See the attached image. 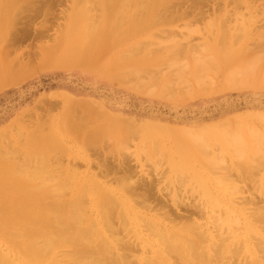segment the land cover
<instances>
[{
  "label": "rangeland",
  "instance_id": "1",
  "mask_svg": "<svg viewBox=\"0 0 264 264\" xmlns=\"http://www.w3.org/2000/svg\"><path fill=\"white\" fill-rule=\"evenodd\" d=\"M87 1L86 0H81V1L36 0L35 5H37L39 7V11L42 12H39V15H37L38 17L37 16L32 17V14L29 13L22 15L19 18L20 21L18 23V26L16 27V32L18 34L17 33L11 34L14 35L12 36V38L18 37L19 39L14 38L12 41H10L8 45L6 43H2L4 47L6 45L8 49L9 48L10 50L13 49L12 52L9 51L7 48H5L8 50V54L10 53L8 56H11L7 58L8 59L13 58L15 60L14 70L17 72L20 71V73L23 72V74L21 76H18L17 78L19 79L17 80L18 82L15 81L10 86L0 89V139H2L0 140V162L2 163L1 158H3V160L5 159L7 162L14 159L15 163L13 165L17 163L15 165L17 167V165L19 164L17 168L18 170L22 168H26L27 173L25 172L26 176L25 174L21 175L22 177L24 176L22 180H25L26 182H29L30 180L31 182V179L34 177L32 179L31 184L33 183L32 184L33 186L39 185V187L38 186L33 187L32 185L31 187H33L36 191L40 188L41 191L46 189V186L44 185L46 184L47 174L44 177L42 175L41 176L42 178H39V180H37L33 173V171L39 168V165L41 163L39 161L41 160L40 158L42 157H39L38 155L35 157V155L32 154L34 157V159H32V157L29 156L28 152L31 151L30 149L32 148L33 145L37 144L40 147V143H42L41 141H43V138L48 136V134L42 136L43 133L46 134L50 132V134L53 136L51 137V135L49 134L50 135L49 137L53 139L46 140L45 138L44 139L45 141H43L42 143L43 145H47L48 142L50 143V140L51 143L52 141H54V139L55 140L58 139L57 141H59L61 138L60 136L65 134L67 127L72 126L71 124L73 123V121L78 120V118L82 116V115L80 116V114L84 109L80 105H85V104L91 105V108H93V110L97 113L108 112L109 115L113 116L114 118L119 119L120 121L122 120L123 122L127 120V122L125 121L126 123L129 124L134 123L133 125L139 128L140 130L139 137L130 135L131 131H127V130H124L125 132L119 131L120 132L119 139L118 137L114 136L112 137L114 140L112 139L111 141L110 137H105V139L106 138L107 139L106 141L105 139L103 141V143L106 142L104 144L105 147L103 148L105 151L104 153L110 156L111 158L110 160H114L115 157V160L123 161L126 158V160H128L130 164L133 165L135 168L139 167L137 169V174L139 176V179L145 177L143 178V180L146 182V184L153 186V193L155 195L158 194L156 197L158 198L159 202L162 203V206H165L167 208L166 210L159 209L158 206L156 205L157 202H155L154 205L151 204L155 209L154 210L155 213H153V211H148V210L147 212L144 209L142 210L141 207H139L141 209L140 211V209L137 207V210L139 209L138 211L140 212L141 218L138 219L135 217H131L130 219L127 220L128 221L127 225L129 224L133 225L134 227V228L132 227L133 230L134 229L137 230V231L136 230L133 231L134 233L132 232L130 233V236L133 237L131 238L130 244L133 243L132 245H134V249L136 252V253L134 252V254L131 255V257L133 256V259L132 258L129 259V261H131L130 264H134V263L146 264L147 262H150L147 264H157V263L175 264L174 262H177V259L180 260H178L176 264H183V263L193 264L194 263L192 262L194 261L193 258L192 259L189 258L195 257L197 255H194L193 252L190 253L188 251V244L185 243V241L186 239L190 242L192 241L190 245L193 244V242L196 243L199 240L198 236L201 233L203 235L204 231H206V233H204L203 236L204 238L201 237L200 239L201 243L200 241H198L201 247L199 245L200 248L197 251L199 250L200 251L199 252L196 251V254H198V256L199 254L203 253L202 256L204 257L203 258L200 257V258L202 259V261L203 260L204 261L200 262L201 259L195 257L196 259L195 258L194 259L196 261L199 260L197 261L198 263L207 264L206 262H208V264H210V262H212L211 264H215L217 263L216 260L218 259L220 262V263L218 262L219 264H226V261L232 257L230 259L231 260L230 262L227 261L228 264H235L234 261L236 262V264H247V263L251 264V262L252 264H264V262L262 261L264 260V255H262V253L260 252V251H264V246H262L264 244V236H262L264 235L263 234L264 232H262L264 231V229H262L264 228L263 226L264 224L261 223V221L264 220L262 219L264 215L263 212L264 210L263 209L264 208V193H263L264 192V143H263L264 141V46H263L264 29H262V27L264 26V12H263L264 4L262 5V3H259L256 4L257 7L251 6L250 8L247 6L239 7L238 11L241 12L240 13L238 11L237 12L241 16L237 17V19L234 20L233 26L231 25L229 27L230 28V30H228L229 33L225 32L227 33L226 35H224L225 37H221V34L222 32H224V30L220 29V24L218 21L221 17L222 18L220 20H222L225 15V13H223L222 10L220 11L217 10L215 11L216 13L213 11H209L207 13L209 14V18L207 20L205 19L201 23L198 22L197 24L196 23L190 24L189 23L190 18H188L189 16L186 15L185 7L183 8L181 7L182 5L181 3L183 2V0H179V1L175 0V2L174 0H169V2L167 0L166 3L169 6L168 9H171L169 10L170 12L165 11L167 12L168 19L167 20L161 19L164 22L163 21L158 22L156 20L157 19L156 17H154L153 19L150 16L151 13L152 14L154 13L153 8L155 7V2H157V0L142 1V3L144 2L145 4L147 2H150L148 3L149 5L151 4V7L150 6H149L150 8L148 7L150 11H148V9L144 6V3L142 4L140 2L141 0L139 1L130 0L131 2H134L133 4L134 9L130 7V4L132 5V3L129 0H126L128 1V3L130 2V4H127L125 2L124 3L125 10L122 9L121 11L122 12L121 17L123 19H125L126 17V19L123 20L118 15V18H120L121 21H119V19L117 18L118 21L117 19L116 21L118 23L115 22L114 24L116 26L114 25L111 26L110 21H108L107 15H105L107 8H104L106 7V4L108 2H111V0L108 1L91 0L92 2L90 0ZM84 2H86L85 5ZM81 4L85 6V10L83 9V6ZM137 4L141 6V8L137 7ZM172 4H176V5H172ZM127 5L129 7L127 8L126 11ZM177 5L179 6L177 7ZM88 6L91 7L89 8ZM146 6L148 5L146 4ZM165 6L166 5H162V7L159 10L162 11L165 8ZM260 6L261 7L263 6L262 7L263 10H260L262 9ZM174 7L175 9H173ZM87 8L88 10L90 9L91 12L88 10L86 11ZM96 8L98 10V13L94 12L97 11ZM252 8H254V10ZM140 9H143V11ZM245 9L247 12H245ZM145 10L148 13H143L145 12ZM172 10L175 11L174 16L172 15L173 14ZM243 10L244 12H242ZM43 11L44 14H41L43 13ZM124 11L125 13H123ZM257 11H259L260 13H258ZM81 12L83 14H81ZM165 12L162 13L160 12V13L163 14ZM184 12H185V16L183 15ZM92 14L93 16L95 15V17L96 15L98 16L96 18L95 17L93 18ZM144 14L146 17H144ZM254 14L255 15L257 14L256 16H259L260 18L259 17L256 18ZM0 17H2V15H0ZM84 17L86 18L84 19ZM105 17L107 19L104 20ZM186 17L188 18V20ZM254 17L258 22L255 20L256 22L254 21L255 23H253ZM244 19L247 21H245ZM155 20L157 22H154ZM96 21L97 22L99 21V24H97ZM140 21L143 22L141 23ZM119 23H121V25ZM174 23L176 24L174 25ZM2 24L3 23H1L0 21V38H2L4 33L6 31L8 32L9 30L6 29V31L4 32L5 27H3ZM156 24H158L157 25L158 28ZM188 24H190V26ZM200 24L202 25L200 26ZM181 27L187 28L188 31L187 29L182 30ZM232 27H233V31H232ZM258 27L261 30H259ZM97 28H98V32H97ZM113 28L114 30H112V32L113 31L114 32L112 34L111 29ZM118 31L119 33H117ZM174 31L177 33L175 34ZM37 32L42 36L40 37V39L39 38L36 39L35 37L38 34ZM116 34L119 37H117ZM125 34L126 37L124 38ZM169 34L170 35L173 34L171 36L173 39H171ZM217 34L219 38L220 37L223 38L222 41H220L221 39L218 41L219 38L217 37ZM93 35H95V39L93 38ZM21 38L22 40H20ZM238 38L239 40H237ZM121 39L122 41H120ZM170 39L172 40V42ZM175 39L178 41H176ZM234 39L236 40L237 43H235ZM188 40L189 42H187ZM166 41L168 42L167 44ZM2 44L0 42V49L2 48L1 47ZM187 44L190 46H188ZM189 49L190 50L192 49L191 50L192 53L191 51H189ZM87 55H90L89 58L87 57ZM209 58H211L212 60ZM95 59H97V62L95 61ZM204 63L206 64L204 65ZM73 105H75L74 108ZM69 108L72 110V112L69 110ZM100 108L102 109L100 110ZM66 116H68L67 119ZM72 117H74L76 120L74 118L72 120ZM128 120L130 121L128 122ZM67 122L68 123L70 122L71 124L70 123L65 124ZM51 131H54V133L52 134ZM33 132L34 134H31ZM122 132H124L123 134L126 135L124 136ZM55 133L59 135V137ZM217 134L219 138L217 137ZM126 137L127 139H131V140L127 141ZM221 138H223L225 141H223V139ZM238 140L240 142H238ZM109 141L111 142L109 143ZM113 141L114 144L112 143ZM107 144L108 147L110 145L111 149H113L115 146V148L113 149L114 153L111 152L113 150L107 148ZM188 147L191 149H189ZM61 150L62 148H60V150L59 149L56 150V154L57 156L59 154V158H61V154H62L60 152ZM243 151L245 152V154ZM184 152L185 154H183ZM163 154L165 157L163 156ZM116 156L119 159L118 158L116 159ZM198 157L200 160L198 159ZM207 157L208 158L210 157L212 161L210 160V158L207 159ZM64 158L65 161L67 157ZM203 159L206 161L204 162ZM250 159H252V161ZM207 160L208 161L210 160L213 164H210L211 162H208ZM136 161L140 163V166L136 165L135 163ZM241 162L243 165L241 164ZM10 163H12V161ZM29 164L30 166H28ZM206 164H210L208 165L209 167L212 165L213 168L212 167L207 168ZM200 165L202 167L206 166L205 168H207L208 170H212L213 172L204 170L205 168H202ZM249 165L250 167L251 166L252 167L249 168ZM20 166L22 167L20 168ZM33 166L35 168H32ZM237 166L239 167L237 168ZM255 166H257V168H255ZM27 168L30 169L28 170ZM199 168L200 170H198ZM79 170L80 172H83L84 167H80ZM225 170L226 171L228 170L227 171L228 173L230 170L229 174L233 175V180H235V183L231 184L229 180H227L224 176H220L224 173H226L227 175V172ZM205 171L207 173H205ZM216 171L218 172V174L220 173L221 174L216 176ZM60 173H64V171H61ZM161 175L163 176V178H161ZM193 175H195L196 177ZM244 177H245V181H243ZM34 179H36L37 181L36 180L34 181ZM151 181L154 182L151 183ZM216 181L218 185H215ZM167 183L168 185L169 184L170 185L168 186ZM179 184H181V186ZM154 185L158 187H154ZM40 190L38 191L41 192ZM177 190H179L180 192ZM238 190L241 192L240 194L237 193ZM233 192L236 194L234 195ZM21 194L19 195V197L22 198V196H24L25 194L22 195ZM177 195H180L179 197L185 201L184 202L185 206L189 207V209L192 211L183 209V212H181L178 210L177 207L173 205L172 201L179 198ZM240 198H242V202H244V204L250 202L249 200L251 201L253 200L254 203L251 204L250 202L244 206ZM12 199H15V197ZM20 199L9 201L12 203L9 205H13L14 207L23 206V205L25 206L27 201L22 200L21 202H19ZM40 199L39 200L37 199L36 200L37 202L31 199L30 202L33 201L38 205L44 204L42 205L44 207L50 202L47 201L46 199H44L43 201ZM255 199L259 201H256ZM260 199L262 200L260 201ZM7 203L6 201L3 200L1 201L0 199V211L5 206H9ZM193 203L195 204L198 203L197 205L199 206L195 205L194 207ZM236 203L239 206L236 205ZM240 205H242L243 208ZM123 206H128V205L121 203V207ZM191 206L194 209L191 208ZM254 208L260 211V213L258 212L259 215L261 214V212H263V214L261 215L262 217L259 216L262 220L259 221L258 219L256 220L259 223L254 222L255 220H253L252 218L253 216L252 214H256L257 212V210H254ZM156 209L157 210L159 209V211H157L159 213H156ZM171 209H172L171 213L173 214L171 213L169 214L167 212ZM197 209H199V211ZM214 209L217 212L220 211L218 212V214L220 215L215 213L216 211ZM249 209L251 210L247 211ZM187 212L189 215L194 213V215H191L192 216L191 221L193 225L194 224L197 225L196 227L197 229H199L198 227L202 226L203 229L200 228L199 231L197 232L195 226L192 225L194 227L192 228L190 224L191 222L189 223L190 220H188V223L190 224L191 228L187 227L189 226V224L186 223L187 219H185V221L183 220L184 222H180V224H179L180 221L179 219H178L179 221L176 220L174 221V223L172 222L174 227L172 226V224H170L171 223L170 220L166 221L165 216L167 214L171 216L172 215L174 216V214L175 216L179 214H181L179 216H182L184 214V216L186 217L189 216ZM162 213L164 216L162 215ZM222 214L224 215L221 218ZM247 214H250L251 217L248 216ZM173 216L171 217V219H174ZM195 216H197V218ZM257 216L258 215L256 216L254 215V218L255 217L257 218ZM163 218H165V220ZM236 218H238L236 220L237 222L234 223ZM144 220H146L145 225L147 224H148L147 226L154 225L153 228L156 227L155 230L158 229L159 233H165L163 230H161L160 227H164L165 225H167L168 226L167 229L171 231L170 236L172 237L180 236L178 237V240L176 239L177 240L175 242L177 243L176 246L173 245L175 246V250H177L176 253L178 255V258L174 256L176 255L175 252L174 255H170L171 253L167 254V252H165L166 250L165 248L167 247V245L165 246L164 244L165 246L164 247L163 244H161L162 242L160 241V239H156L157 236L153 237L155 234H151V232L156 233L158 235L156 231H153V228L150 230V232H147L146 229L148 227L146 228L145 225H143ZM164 222L167 223L165 224ZM159 223L160 224L164 223V224L160 225ZM182 223L183 224L186 223L187 226L186 224H184L186 227L185 226L182 227L183 226ZM260 223H261L260 228H258ZM230 224L233 225L231 226ZM218 225L221 227H219ZM235 225L237 226V228H234ZM242 226L243 228H241ZM175 227L177 229L190 228L191 232L192 229H194L196 230L195 231L196 237L194 236L193 238L194 235L193 233L194 231H193L192 232L193 234L189 235L190 237H192L189 240L187 238L188 234H184V233L182 234V232L180 231L178 232V230ZM173 229L175 230L173 231ZM9 233L10 232L8 231L2 232L0 228V254H1L0 257L2 260H4V261L1 260L2 262H4V264L6 261L10 263L12 262V264H35V263L50 264L51 262L57 260L62 262V264L71 263V262L70 263L67 262L68 260L65 261L64 263V261L60 258L62 256V253L58 255L60 251H56V253L52 252V254H48L49 252L48 253L46 252L43 256L47 254L48 255L47 257L45 258L41 257L40 260L37 259L38 261L33 258L34 259L33 261L31 259V261L33 262L32 263L31 261H29L30 258L27 256V254L25 255L29 259L23 254L25 253L23 251V246L25 243L24 241L22 243L21 238H20L21 240H19V238H16L17 231L15 232L11 231V233L10 234ZM196 234H198V236ZM220 235L221 237L222 235H224L223 236L224 239H222ZM13 236L14 237L16 236L15 238L17 239V241L16 239H14ZM218 236L221 239L215 238ZM11 237H13L14 240ZM226 237H229L230 239L227 238L225 245H223ZM2 238H5V240ZM155 239L157 242H154ZM203 239L204 240L207 239L209 242L207 240H205L207 243L203 242ZM220 240L221 241L224 240L222 242V245L224 247L221 246L220 247L221 250L219 249L220 251H216L217 246L219 244L221 245ZM257 240H259V242H262L263 244L260 245ZM11 242L12 243L14 242L13 244L15 245L18 242V244L16 245V249L15 246L12 247ZM21 243L23 246L20 245ZM213 243L215 244L213 245ZM158 245L160 246L158 247ZM215 245H217L216 248H214ZM41 246L43 247V245L40 244L39 247ZM211 246H214L213 248L215 250H213ZM18 247L22 250V253ZM240 247L242 248V251L240 250L241 249ZM222 248L228 251L223 250ZM255 248L259 250L257 251ZM234 249L238 252H236ZM16 250H19L20 252L17 251L18 252L17 253ZM233 250L236 253H234ZM173 251L174 249L171 252ZM232 251L235 256L238 255L240 256L235 258V256L232 254ZM246 251H248L249 254ZM239 252H241V254H239ZM259 252L260 254L258 255ZM214 254L215 255L217 254V257H214ZM167 255L169 256L167 257ZM206 255H208L207 259L205 258ZM218 255L221 257V260L219 259L220 257H218ZM56 256H58V258ZM233 258L234 259L239 258V259L234 260ZM225 259L227 260L225 261ZM245 259L248 261L246 262ZM35 261H37L38 263ZM49 261L50 263H48ZM196 261L194 264H197ZM10 263L6 262V264H10Z\"/></svg>",
  "mask_w": 264,
  "mask_h": 264
},
{
  "label": "bare ground",
  "instance_id": "2",
  "mask_svg": "<svg viewBox=\"0 0 264 264\" xmlns=\"http://www.w3.org/2000/svg\"><path fill=\"white\" fill-rule=\"evenodd\" d=\"M35 1L36 0H0V15H2V17H0V21L1 23H3V27H5L4 29V32L6 31V29H9L8 32L6 31L3 35L2 38H0V42L1 44L2 43H6L7 45L10 43V41H12L15 37L12 38V36L14 35H11L12 33L13 34H16V27L18 26V23H19V18L26 14V13H29V14H32V17H36L37 15H39V12H42V11H39V7L37 5H35ZM78 1H81V0H78ZM87 1V0H86ZM91 1V0H90ZM108 1V0H107ZM130 1V0H129ZM133 1V0H131ZM130 1V2H131ZM139 1V0H138ZM137 1V3H138ZM142 1L144 0H141L140 2L142 3ZM148 1V0H146ZM179 1V0H178ZM89 2V1H87ZM92 2V1H91ZM127 3V4H130V2L128 3V1L126 0H111V2H108L106 4V7L104 8H107L106 9V12H105V15H107L108 17V21H110V24L111 26L115 24V22L118 21H121V19H123L121 16V11L122 9H124V3ZM136 2V1H135ZM167 0H157V2H155V10L153 8V11L154 13L152 14L151 13V17L154 19V17H156L155 19L158 21V22H162L163 20L161 19H168L167 18V12L165 11H168L170 12L169 10L171 9H168V5H167ZM169 2V0H168ZM175 2V0H174ZM81 3V2H80ZM86 2H84V5H85ZM132 5L130 4V7L133 8V4L134 2H131ZM139 3V4H141ZM144 3V2H143ZM142 3V4H143ZM148 3L150 2H147L146 4L148 6H146V4L144 3V6L148 9V11H150V7H151V4L149 5ZM259 3H262V5L264 4V0H183V2L180 4L181 7H185V12H186V15H188L190 18V21L189 23H198V22H202L204 21L205 19L207 20L209 18V14H207L209 11H220L222 10L223 13H225L224 17L222 20L219 19L218 21V18H217V21L219 22L220 24V29H223L224 32H222L221 34V37H225L224 35H226L227 33L225 32H228V30H230V26L232 25L233 26V23H234V20L237 19V17L241 16L238 14V9L239 7H242V6H247V7H257L256 4H259ZM77 4V3H76ZM102 4V3H101ZM100 4V5H101ZM82 5V4H81ZM89 5V4H88ZM96 5V4H95ZM98 5V4H97ZM103 5V4H102ZM162 5H166L165 8L160 11L159 9L162 7ZM172 5H176V4H172ZM222 5V6H221ZM261 5V4H260ZM44 6V5H43ZM42 6V7H43ZM83 6V5H82ZM92 6V5H91ZM91 6H88L89 8ZM150 6V7H149ZM179 5H177L178 7ZM101 7V6H100ZM129 6L127 5L126 7V11H127V8ZM137 7L141 8V6H139L137 4ZM143 7V5H142ZM144 7V8H145ZM149 7V8H148ZM159 7V8H158ZM176 7V6H175ZM175 7L173 9H175ZM176 7V8H177ZM243 7V8H244ZM261 7V6H260ZM263 7V6H262ZM261 7V8H262ZM46 8V7H45ZM95 8V6H94ZM98 8V7H97ZM96 8V10H97ZM138 8V9H139ZM143 8V9H144ZM145 8V9H146ZM171 8V7H170ZM180 8V7H179ZM220 8V9H219ZM230 8V9H229ZM247 8V9H249ZM259 8V7H258ZM83 9L85 10V6H83ZM93 9V8H92ZM134 9V8H133ZM143 9H140L143 11ZM254 10V8H252ZM251 9V10H252ZM88 10V8L86 9V11ZM103 10V9H102ZM105 10V9H104ZM182 10V9H181ZM187 10V11H186ZM257 10V9H256ZM255 10V11H256ZM260 10H263L260 9ZM90 11V9L88 10ZM152 11V12H153ZM173 11V10H172ZM171 11V12H172ZM177 11V10H176ZM238 11V12H237ZM91 12V11H90ZM93 12V11H92ZM95 13L97 12L98 13V10L97 11H94ZM101 12V11H100ZM162 12H165L163 14H161ZM175 11H173V16H174V13ZM185 12H184V16H185ZM221 12V13H222ZM241 12V11H240ZM239 12V13H240ZM244 12V10L242 11ZM245 12L246 9H245ZM254 12V11H252ZM258 13H260L259 11H257ZM262 12V11H261ZM264 12V11H263ZM85 13V12H84ZM88 13V12H86ZM93 13V14H95ZM125 13V11L123 12ZM128 13V12H127ZM132 13V12H131ZM143 13H148L146 10L145 12ZM188 13V14H187ZM216 13V12H215ZM218 13V12H217ZM41 14H44V11L43 13ZM81 14H83L81 12ZM92 14V16H93ZM102 14V13H101ZM178 14H179V11H178ZM246 14V13H245ZM48 15V14H47ZM87 15V14H86ZM118 15L120 18H118ZM137 15V14H136ZM148 15V14H147ZM161 15V16H160ZM255 15V14H254ZM257 15V14H256ZM255 17H259V16H256ZM259 15V14H258ZM98 15H96L97 17ZM101 16V15H100ZM218 16V15H217ZM223 16V14H222ZM245 16V15H244ZM247 16V15H246ZM38 17V16H37ZM40 17V16H39ZM91 17V16H90ZM95 17V15L93 16V18ZM95 17V18H96ZM128 17V16H127ZM143 17V15H142ZM144 17L145 14H144ZM164 17V18H163ZM170 17V15H169ZM182 17V15H181ZM254 17V20H253V23H255L257 20L255 19ZM86 17H84L85 19ZM118 18V19H117ZM187 18V17H186ZM187 18V20H188ZM215 18V17H213ZM245 18V17H244ZM250 18V17H249ZM260 18V17H259ZM32 19V18H31ZM34 19V18H33ZM91 19V18H89ZM99 19V17H98ZM107 19L106 17L104 18V20ZM117 19V21H116ZM126 19V17H125ZM123 19V20H125ZM128 19V18H127ZM177 19V18H176ZM240 19V18H239ZM102 20V19H101ZM100 20V21H101ZM122 20V21H123ZM137 20V19H136ZM144 20V19H143ZM154 21V22H157V21ZM161 20V21H159ZM241 20V19H240ZM245 20V19H244ZM256 20V21H255ZM28 21V20H27ZM179 21V20H178ZM247 21V20H245ZM255 21V22H254ZM93 22V21H92ZM95 22V21H94ZM97 22V21H96ZM138 22V21H137ZM141 23L143 21H140ZM164 22V21H163ZM167 22V21H166ZM186 22V21H185ZM258 22V21H257ZM260 22H263V21H260ZM118 23V22H117ZM125 23V22H123ZM211 23V22H210ZM242 23V22H241ZM240 23V24H241ZM97 24H99V21L97 22ZM121 25V23H119ZM159 24V23H158ZM156 24V26L158 25ZM165 24V23H164ZM176 23H174L175 25ZM190 24H188L190 26ZM247 24V23H245ZM250 24V23H248ZM105 25V24H104ZM139 25V23H138ZM170 25H173V24H170ZM202 24H200L201 26ZM238 25H239V22H238ZM254 25V24H253ZM100 26V25H98ZM116 26V25H114ZM113 26V27H114ZM155 26V25H154ZM195 26V25H194ZM214 26V25H213ZM103 27V26H102ZM152 27V26H151ZM162 27V26H160ZM170 27V26H169ZM186 27V25H185ZM254 27V26H253ZM261 27V26H260ZM264 27V26H263ZM262 27V29H264ZM124 28V27H123ZM136 28V27H135ZM158 28V26H157ZM171 28V27H170ZM173 28V27H172ZM182 28V27H181ZM193 28V27H192ZM251 28V27H250ZM101 29V28H100ZM119 29V28H118ZM179 29V28H177ZM185 30L187 28H182V30ZM257 29V28H256ZM259 29V27H258ZM113 29H111V32H112ZM120 30H121V27H120ZM195 30H196V27H195ZM201 30V29H200ZM237 30V29H236ZM261 30V29H259ZM188 31V29H187ZM186 31V32H187ZM232 31H233V27H232ZM251 31V30H250ZM95 32V31H93ZM97 32H98V28H97ZM114 32V31H113ZM112 32V34H113ZM123 32V31H122ZM121 32V33H122ZM167 32V31H166ZM183 32V31H182ZM202 32V31H201ZM240 32V31H239ZM243 32V31H242ZM38 33V32H37ZM116 33V32H115ZM119 33V31L117 32ZM146 33V32H144ZM171 33V32H170ZM174 33L176 34L177 32L174 31ZM181 33V32H180ZM229 33V32H228ZM241 33V32H240ZM250 33V32H249ZM18 34V33H17ZM96 34V33H95ZM163 34V33H162ZM167 34V33H166ZM191 34H194V33H191ZM190 34V35H191ZM205 34V33H204ZM247 34V33H246ZM173 34H169V36L171 37ZM179 35V34H178ZM261 35V34H260ZM117 36V34H116ZM154 36V35H153ZM164 36V35H163ZM168 36V35H167ZM166 36V37H167ZM177 36V35H176ZM220 36V35H219ZM232 36V35H231ZM230 36V37H231ZM250 36V35H249ZM28 37V36H27ZM36 39H40L41 34H37L36 36ZM99 37V36H98ZM119 37V36H117ZM126 37V34L124 36V38ZM157 37V36H156ZM175 37V35H174ZM192 37V36H191ZM217 37H218V34H217ZM219 38L218 41H222L223 38ZM227 37V36H226ZM235 37V35H234ZM233 37V38H234ZM18 38V37H17ZM15 38V39H17ZM93 38L95 39V35H93ZM168 38V37H167ZM177 38V37H176ZM237 38V37H236ZM243 38V36H242ZM247 38V37H246ZM258 38V37H257ZM19 39V38H18ZM35 39V40H36ZM89 39V38H88ZM156 39V38H155ZM171 39H173L171 37ZM170 39V40H171ZM185 39V38H183ZM187 39V38H186ZM189 39V38H188ZM232 39V38H231ZM22 40V38L20 39ZM166 40V39H165ZM176 40V39H175ZM180 40V38H179ZM190 40V39H189ZM189 40L187 42H189ZM233 40V39H232ZM235 40V39H234ZM239 40V38L237 39ZM122 41V39L120 40ZM127 41V40H126ZM169 41V40H168ZM178 41V40H176ZM175 41V42H176ZM184 41V40H183ZM191 41V40H190ZM18 42V41H17ZM172 42V40H171ZM174 42V41H173ZM185 42V41H184ZM239 42V41H238ZM260 42V41H259ZM168 42L166 41V44ZM170 43V42H169ZM179 43V42H178ZM191 43V42H190ZM189 43V44H190ZM194 43V42H193ZM235 43L236 40H235ZM258 43V42H257ZM100 44V43H99ZM259 44V43H258ZM188 45V44H187ZM205 45V44H204ZM257 45V44H256ZM255 45V46H256ZM260 45V44H259ZM154 46V45H153ZM190 46V45H188ZM201 46V45H200ZM263 46H264V43H263ZM1 49H0V89L2 88H6L8 86H10L11 84H13L15 81L19 80L17 79L18 76H21L23 74V72L20 73L15 71V60L12 58V59H8L7 57H11V56H8V50L9 51H12L13 49L10 50V48L8 49L5 45L2 44L1 45ZM11 47V46H9ZM91 47V46H90ZM202 47V46H201ZM254 47V46H253ZM262 47V46H261ZM7 48V49H5ZM156 48V47H155ZM176 48V47H175ZM104 49V48H103ZM166 49V48H164ZM201 49V48H200ZM105 50V49H104ZM147 50V49H145ZM192 50V49H191ZM189 49V51H191ZM197 50V49H196ZM95 51V49H94ZM100 51V50H99ZM98 51V52H99ZM108 51V49H107ZM152 51V50H151ZM154 51V49H153ZM188 51V50H187ZM226 51V50H225ZM13 52V51H12ZM105 52V51H104ZM170 52V51H169ZM179 52V51H178ZM246 52V51H245ZM250 52V51H248ZM85 53V51H84ZM94 53V52H92ZM160 53V51H159ZM158 53V54H159ZM192 53V51H191ZM198 53V52H197ZM203 53V52H202ZM29 54V53H28ZM89 54V53H88ZM110 54V53H109ZM179 54V53H178ZM183 54V52H182ZM187 54V53H186ZM206 54V53H205ZM18 55V54H17ZM99 55V53H98ZM113 55V54H112ZM152 55V54H151ZM154 55V54H153ZM161 55V53H160ZM180 55V54H179ZM16 56V55H15ZM84 56V55H83ZM90 55H87V57L89 58ZM103 56V55H102ZM182 56V55H181ZM185 56V55H184ZM196 56V55H195ZM25 57V56H24ZM34 57V56H33ZM37 57V56H36ZM82 57V56H81ZM242 57V56H241ZM263 57V56H262ZM74 58V57H73ZM148 58V57H147ZM179 58V57H178ZM187 58V57H186ZM204 58V57H203ZM260 58V57H259ZM81 59V58H80ZM201 59V58H200ZM211 59V58H209ZM18 60V59H17ZM23 60V59H22ZM88 60V59H87ZM184 60V59H183ZM198 60V59H197ZM207 60V59H206ZM212 60V59H211ZM26 61V60H25ZM38 61V60H37ZM95 61L97 62V59H95ZM199 61V60H198ZM209 61V60H208ZM20 62V60H19ZM121 62V60H120ZM119 62V63H120ZM79 63V62H78ZM95 63V62H94ZM193 63V61H192ZM201 63V62H199ZM17 64V62H16ZM31 64V63H30ZM86 64V63H84ZM114 64V63H113ZM206 63H204L205 65ZM88 65V64H86ZM96 65V64H95ZM118 65V64H117ZM121 65V64H120ZM208 65V64H207ZM17 66V65H16ZM85 66V65H84ZM94 66V64H93ZM197 66V65H196ZM201 66V65H200ZM21 68V67H20ZM88 68V67H86ZM94 68V67H93ZM200 68V67H199ZM18 69V68H17ZM198 69V68H197ZM201 69V68H200ZM205 69V68H204ZM202 69V70H204ZM97 70V69H96ZM115 70V69H114ZM103 71V70H102ZM101 71V72H102ZM113 71V70H112ZM198 71V70H197ZM201 71V70H200ZM111 72V71H110ZM198 73V72H197ZM140 74V73H139ZM138 74V75H139ZM162 76V75H161ZM119 78V77H118ZM117 78V79H118ZM121 78V77H120ZM122 80V79H121ZM120 81V80H119ZM118 81V82H119ZM132 81V80H131ZM178 81V80H177ZM18 82V81H17ZM179 82V81H178ZM123 83V82H122ZM18 84V83H17ZM179 84V83H178ZM177 84V85H178ZM16 85V84H15ZM174 85V84H173ZM172 85V86H173ZM133 86V85H132ZM169 86V85H168ZM179 86V85H178ZM174 87V86H173ZM176 88V87H175ZM156 90V89H155ZM167 91V90H166ZM175 92V91H174ZM83 107V111L81 112L80 116L78 118V120H76L74 117H72V120L73 118L76 120V121H73V123L70 124L72 126L70 127H67V130L65 132V134H61L62 136H60V140L57 141L54 139V141H52L51 143V140L53 138H50L49 136L51 135L50 132L49 133H46V134H42V136H45L48 134L46 138V140L48 139H51L50 140V143L48 142L47 145H43V141H45L43 138V141H41L42 143H40V147L36 144V145H33L32 148L30 149L31 151L28 152L29 153V156L32 157V159H34L33 155H35V157L38 155L39 157H42L40 158L39 162L40 165H39V168L36 169L35 171H33L35 177L37 180H39V178H42L41 176L43 175L46 176L47 174V178H46V184L44 186H46V189L44 190H40L41 192H39L38 190L36 191L33 187L31 182H32V178L31 179V182L29 180V182H26L25 180H22L23 177L21 175L25 174L26 172V168H22V169H17L18 168V165L17 167L15 165H13L15 162L14 159L10 160L11 157H10V161L7 162L5 159L3 160L2 159V163L0 162V199L1 201H6V203L9 205V204H12L11 202L9 201H12V200H15V199H20L21 197H19V195L22 193V194H25L24 196H22V198L20 199L19 202H21L22 200L24 201H27V203L25 204V206H17V207H14L13 205H9V206H5L3 209H1L0 211V228L2 230V232H15L17 231V237L16 238H19V240L22 239V243L24 241V246L22 245V243L20 245L23 246V251L25 253H23L24 255L27 254V256L30 258L29 261H32L34 259H38L40 260L41 257H47L48 255L46 254L45 256H43L46 252L48 254H52V252H55L56 251H60L58 253V255H60V253H62V256L60 257L64 263L65 261L67 262H71L70 264H130L131 261H129V259H133V256L131 257V255L134 254L135 252V249H134V245L130 244L131 242V237L130 236V233H134L133 231H135L136 229L133 230V225H127L128 224V219H130L131 217H135V218H141L140 216V212L138 211L141 207V209L145 210V211H153L154 212V208L152 205L156 203V205L158 206L159 209L161 210H166L167 208L165 206H162V203L159 202L158 198L156 197L157 195H155L153 193V186L151 185H148L146 184V182L143 180V177L142 179L140 178L139 179V176L137 174V168H135L133 165L130 164V162L128 160H123V161H120V160H115V157H114V160H110V156L106 153H104V144L106 143H103L105 137H110L111 138V141H112V137L116 136L118 137L119 139V135H120V132L119 131H124V130H127V131H131V134L132 136H136V137H139V133H140V130L137 126L133 125V124H129V123H126L127 120H125L124 122L119 119H116L114 118L113 116L109 115L108 112L104 113V112H95L93 110V108H91V105H88V104H85V105H80ZM75 107V105H73V108ZM95 107V106H94ZM102 108H100L101 110ZM69 110L72 112V110L69 108ZM75 114V113H73ZM101 114V115H100ZM69 115V113H68ZM98 119H97V118ZM68 118V116H66V119ZM81 118V119H80ZM65 119V120H66ZM130 120H128L129 122ZM38 123V122H37ZM41 123V122H40ZM68 122L65 123V124H69ZM154 123V122H153ZM43 124V123H42ZM38 126V125H37ZM54 127V126H53ZM52 127V128H53ZM64 127V126H63ZM62 127V128H63ZM55 128V127H54ZM38 129V128H37ZM156 129V128H155ZM41 130V129H40ZM54 130V129H53ZM57 130V129H56ZM55 130V131H56ZM37 131V130H36ZM39 131V130H38ZM43 131V130H42ZM45 131V130H44ZM147 131V130H145ZM159 131V130H158ZM164 131V130H163ZM52 134L54 133V131H51ZM57 132V131H56ZM125 132V131H124ZM122 132V134L124 133ZM61 133V132H60ZM147 133V132H146ZM155 133V132H154ZM257 133V132H256ZM31 134H34L31 133ZM36 134V133H35ZM50 134V135H49ZM56 134V133H55ZM57 135V134H56ZM124 136L126 134H123ZM138 135V136H137ZM9 136V135H8ZM55 136V135H54ZM59 137V135H57ZM122 136V135H121ZM246 136V135H245ZM49 137V138H48ZM51 137H53L51 135ZM145 137V136H144ZM217 137H218V134H217ZM244 137V136H243ZM42 138V137H41ZM109 138V139H110ZM129 138V136H128ZM133 138V137H131ZM135 138V137H134ZM203 138V137H202ZM208 138V137H207ZM219 138V137H218ZM253 138V137H252ZM259 138V137H257ZM6 139V138H5ZM107 139V138H106ZM105 139V141H106ZM124 139V138H123ZM127 139V137H126ZM190 139V138H189ZM223 139V138H221ZM226 139V138H225ZM228 139V138H227ZM246 139V138H245ZM250 139V138H249ZM2 140V139H0ZM42 140V139H41ZM114 140V139H113ZM125 140V139H124ZM131 139H127V141H129ZM137 140V139H136ZM40 141V140H38ZM109 141V143L111 142ZM123 141V140H121ZM119 141V142H121ZM126 141V140H125ZM126 141V142H127ZM206 141V140H205ZM223 141H225L223 139ZM227 141V140H226ZM252 141V139H251ZM250 141V142H251ZM256 141V140H255ZM236 142V140H235ZM238 142H240L238 140ZM259 142V141H257ZM46 143V142H45ZM114 144V141L112 142ZM111 143V144H112ZM123 143V142H122ZM125 143V142H124ZM224 143V142H223ZM254 143V142H253ZM264 143V141H263ZM42 144V146H41ZM61 144V145H60ZM164 144V143H163ZM218 144V143H217ZM245 144V143H244ZM119 145V143H118ZM117 145V146H118ZM122 145V144H121ZM132 145V144H131ZM161 145V144H160ZM168 145V144H167ZM220 145V144H219ZM243 145V143H242ZM113 146V145H112ZM111 146V147H112ZM125 147V146H124ZM159 147V146H158ZM168 147V146H167ZM223 147V146H222ZM247 147V146H246ZM60 148H62V150L60 151L62 154H61V158H59V154L57 156L56 154V150H60ZM107 148H110V145L108 147V144H107ZM115 148V146H114ZM113 148V149H114ZM160 148V147H159ZM164 148V147H163ZM166 148V147H165ZM189 148V147H188ZM254 148V147H253ZM56 149V150H55ZM110 148V150H113ZM191 149V148H189ZM10 150V149H9ZM55 150V151H54ZM151 150V149H150ZM166 150V149H165ZM13 151V150H12ZM109 151V149H108ZM11 152V151H10ZM112 153H114V150L111 151ZM120 152V151H119ZM193 152V150H192ZM198 152V151H197ZM244 152V151H243ZM108 153V152H107ZM158 153V152H157ZM196 153V152H195ZM200 153V152H199ZM258 153V152H257ZM10 154V153H9ZM53 154H56V155H53ZM125 154V152H124ZM156 154V153H155ZM178 154V153H177ZM185 154V152L183 153ZM245 154V152H244ZM113 155V154H112ZM172 155V154H171ZM196 155V154H195ZM7 156V155H6ZM67 157V159L64 161V157ZM114 156V155H113ZM112 156V158H113ZM151 156V154H150ZM164 156V154H163ZM243 156V155H242ZM63 157V159H62ZM121 157V156H120ZM128 157V156H127ZM132 157H135V156H132ZM165 157V156H164ZM186 157V156H185ZM6 158V157H5ZM44 158V159H43ZM118 157L116 156V159ZM131 158V157H130ZM137 158V157H136ZM210 158V157H209ZM207 157V159H209ZM240 158V157H239ZM243 158V157H242ZM8 159V158H7ZM119 159V158H118ZM124 159V158H122ZM129 159V158H128ZM146 159V158H145ZM153 159V158H152ZM156 159V158H155ZM154 159V160H155ZM162 159V158H161ZM165 159V158H164ZM183 159H184V156H183ZM199 159V157H198ZM197 159V160H198ZM202 159V158H201ZM31 160V159H30ZM132 160V159H131ZM138 160V159H137ZM153 160V161H154ZM196 160V161H197ZM200 160V159H199ZM210 160L212 161V159L210 158ZM208 161V162H211V161ZM252 161V159H250ZM12 161V163H10ZM28 161V160H27ZM38 161V160H37ZM179 161V160H178ZM203 161L205 162L206 160L203 159ZM201 161V162H203ZM256 161V160H254ZM29 162V161H28ZM27 162V163H28ZM134 162V161H133ZM151 162V161H150ZM190 162V161H189ZM23 163V162H22ZM32 163V162H31ZM66 163V164H65ZM132 163V162H131ZM137 166H140V163L138 161L135 162ZM169 163V162H168ZM199 163V162H198ZM259 163V161H258ZM257 163V164H258ZM25 164V163H24ZM157 164V163H156ZM166 164V163H164ZM182 164V162H181ZM184 164V163H183ZM187 164V163H186ZM194 164V163H193ZM210 164H213L212 162ZM210 164H206L207 165V168L209 167L208 165ZM219 164V163H218ZM242 164V162H241ZM255 164V163H253ZM37 165V164H36ZM34 165V166H36ZM65 165V166H64ZM203 165V164H201ZM200 165V166H201ZM243 165V164H242ZM241 165V166H242ZM251 165V164H250ZM249 165V168H251ZM263 165V164H261ZM30 166V164L28 165ZM32 167V168H35V167ZM144 166V165H143ZM158 166V165H157ZM164 166V165H163ZM176 166V165H175ZM194 166V165H193ZM196 166V165H195ZM205 166V165H204ZM260 166V165H258ZM22 166H20L21 168ZM24 167V165H23ZM80 167H84V171L83 172H80ZM170 167V166H169ZM172 167V166H171ZM178 167V166H177ZM202 167V166H201ZM206 167V166H205ZM205 167H202V168H205ZM212 167V165L210 166ZM209 167V168H210ZM217 167V166H216ZM226 167V166H225ZM235 167V166H234ZM239 166H237L238 168ZM245 167V166H244ZM262 167V166H261ZM144 168V167H143ZM148 168V167H147ZM159 168V167H158ZM207 168H205L204 170H208ZM213 168V167H212ZM221 168V167H220ZM236 168V169H237ZM255 168H257V166H255ZM259 168V167H258ZM28 170L30 168H27ZM149 169V168H148ZM182 169V168H181ZM186 169V168H185ZM184 169V170H185ZM228 169V168H227ZM240 169V168H239ZM32 170V169H31ZM150 170V169H149ZM152 170V169H151ZM154 170V169H153ZM200 170V168L198 169ZM202 170V169H201ZM203 170V171H204ZM216 170V169H215ZM218 170V169H217ZM222 170V169H221ZM244 170V168H243ZM61 171H64V173H60ZM156 171V170H155ZM170 171V170H169ZM208 171H212V170H208ZM226 171V170H225ZM228 171V170H227ZM226 171V172H227ZM257 171V169H256ZM32 172V171H31ZM167 172V171H166ZM175 172V170H174ZM178 172V171H177ZM213 172V171H212ZM253 172V171H252ZM27 173V172H26ZM29 173V172H28ZM171 173V172H170ZM198 173V172H197ZM196 173V174H197ZM205 173H207L205 171ZM211 173V172H210ZM224 173V172H223ZM229 173H230V170H229ZM227 172V175L226 173L220 175L218 174V172L216 171V176L217 175H220V176H224L227 180H229V182L231 184L235 183V180H233V175L232 174H229ZM250 173V172H249ZM174 174V173H173ZM176 174V173H175ZM180 174V173H179ZM234 174V173H233ZM153 175V174H152ZM163 175V174H162ZM161 175V178H163V176ZM166 175V174H165ZM164 175V176H165ZM209 175V174H208ZM26 176V174H25ZM147 176V175H146ZM172 176V175H171ZM175 176V175H174ZM173 176V178H174ZM181 176V175H180ZM195 176V175H193ZM213 176V175H212ZM219 176V177H220ZM242 176V174H241ZM154 177V176H153ZM185 177V176H184ZM196 177V176H195ZM207 177V176H206ZM215 177V176H214ZM236 177V176H235ZM238 177V176H237ZM31 178V176H30ZM149 178V177H148ZM34 179V181L36 180ZM151 179V178H150ZM171 179V178H170ZM195 179V178H194ZM199 179V178H198ZM212 179V178H211ZM36 180V181H37ZM162 180V179H161ZM167 180V178H166ZM186 180V179H185ZM184 180V181H185ZM222 180V179H221ZM25 181V182H24ZM150 181V180H149ZM159 181V180H158ZM163 181V180H162ZM170 181V180H169ZM181 181V180H180ZM201 181V180H200ZM219 181V180H218ZM224 181V180H223ZM245 181V177H244V180ZM148 182V181H147ZM154 182V181H151V183ZM228 182V181H227ZM240 182V181H239ZM150 183V184H151ZM157 183V182H156ZM162 183V182H161ZM159 183V184H161ZM169 183V182H168ZM167 183V185H168ZM226 183V182H225ZM223 183V184H225ZM36 184V183H35ZM44 184V183H42ZM155 184V183H153ZM31 185L33 187H31ZM41 185V184H40ZM51 185V186H50ZM170 185V184H169ZM168 185V186H169ZM181 186V184H179ZM184 185V184H183ZM208 185V184H207ZM215 185H218L217 184V181H216V184ZM241 185V184H240ZM39 187V185H36ZM35 186V187H36ZM49 186V187H48ZM235 186V185H234ZM37 187V188H38ZM154 187H158V186H155ZM204 187V186H202ZM214 187V186H213ZM248 187V186H247ZM44 188V187H42ZM159 189V188H158ZM209 189V188H208ZM220 189V188H219ZM218 189V190H219ZM226 189V188H225ZM156 190V189H155ZM154 190V192H155ZM230 190V189H229ZM253 190V189H252ZM179 191V190H177ZM176 191V192H177ZM228 191V190H227ZM158 192V191H157ZM164 192V191H163ZM180 192V191H179ZM226 192V191H225ZM235 192V191H234ZM233 194L235 195L236 193ZM247 192V191H246ZM162 193V192H161ZM202 193V192H201ZM212 193V191H211ZM237 193H241L239 190L237 191ZM253 193V192H252ZM264 193V192H263ZM21 194V195H22ZM163 194V193H162ZM180 194V193H178ZM215 194V193H214ZM222 194V193H220ZM176 195V194H175ZM201 195V194H200ZM203 195V194H202ZM208 195V194H207ZM228 195V194H227ZM232 195V194H231ZM263 195V194H262ZM162 196V195H161ZM160 196V197H161ZM178 197L180 195H177ZM182 196V194H181ZM209 196V195H208ZM214 196V195H213ZM252 196V194H251ZM250 196V197H251ZM15 199H12L14 198ZM25 197V198H24ZM164 197V196H163ZM175 197V196H174ZM207 197V196H206ZM224 197V196H223ZM231 197V196H230ZM40 198H43V199H40ZM169 198V197H168ZM215 198V197H214ZM254 198V197H252ZM34 200L35 202H37L36 200L40 199V200H44L46 199L47 201H50L47 205L42 206L44 204H41V205H38L37 203L31 201L30 200ZM161 199V198H160ZM195 199V198H194ZM209 199V198H208ZM232 199V198H231ZM245 199V198H244ZM171 200V199H170ZM196 200V199H195ZM241 202H242V198H240ZM246 200V199H245ZM256 200V199H255ZM262 199H260L261 201ZM167 201V200H166ZM169 201V200H168ZM172 201V200H171ZM244 201V200H243ZM251 202V204H253V200H249ZM256 201H259V200H256ZM46 202V201H45ZM163 202V201H162ZM173 202V205L175 207L178 208L179 211L183 212V209H186V210H190L189 207H186L185 204H184V200L181 199L180 197L178 199H175L172 201ZM189 202V201H188ZM198 202V201H197ZM200 202V201H199ZM202 202V201H201ZM218 202V201H217ZM246 202V201H245ZM247 202H248V199H247ZM248 202V203H250ZM35 203V204H34ZM121 203H124L125 205L127 204L128 206H123L121 207ZM220 203V202H219ZM234 203V202H233ZM244 204V202H242ZM248 203H245L244 206ZM259 203V202H258ZM152 204V205H151ZM168 204V202H167ZM194 204V207L195 203ZM203 204V203H202ZM206 204V203H205ZM19 205V204H18ZM165 205V204H164ZM170 205V204H169ZM189 205V204H188ZM201 205V203H200ZM231 205V204H230ZM236 205H238L236 203ZM257 205V204H256ZM167 206V205H166ZM199 206V205H197ZM208 206V205H206ZM217 206V205H216ZM223 206V205H222ZM239 206V205H238ZM242 206V205H240ZM253 206V205H252ZM255 206V205H254ZM137 207L139 208L137 210ZM156 207V206H155ZM160 207H163V208H160ZM165 207V208H164ZM169 207V206H168ZM236 207V206H235ZM257 207V206H256ZM170 208V207H169ZM173 208V206H172ZM191 208H193L191 206ZM225 208V207H223ZM238 208V207H237ZM243 208V206H242ZM261 208V207H260ZM140 209V211H141ZM159 209L157 210L156 209V213H159L157 211H159ZM194 209V208H193ZM220 209V208H219ZM259 209V208H258ZM264 209V208H263ZM262 209V210H263ZM199 211V209H197ZM204 210V209H203ZM215 210V209H214ZM239 210V209H238ZM243 210V209H242ZM251 209L247 210V211H250ZM254 210H257L256 208H254ZM260 210V209H259ZM147 211V212H148ZM172 209L167 211L169 214L171 213ZM192 211V210H190ZM197 211V212H198ZM210 211V210H209ZM216 211V210H215ZM214 211V212H215ZM222 211V210H221ZM228 211V210H227ZM253 211V210H252ZM162 212V211H160ZM186 212V211H185ZM204 212V211H203ZM220 212V211H218ZM218 212L216 211L215 213L218 214ZM238 212V211H237ZM256 212V211H255ZM260 211L257 210L256 214H252V218L253 220H255L254 222H258L259 220H262L264 219V215H263V218L261 219L259 216H261L264 212H261V214L259 215ZM199 213V212H198ZM223 213V212H222ZM234 213V212H233ZM242 213V212H241ZM249 213V212H248ZM258 213V214H257ZM150 214V213H149ZM165 214V212H164ZM167 214L165 217H166V221L167 220H170L172 224V222L174 223V221L178 220L179 221V224L180 222H184L185 219L186 220V223L191 224V226L193 225L192 221H191V218L192 216L191 215H194V213H192L191 215L189 216H184V214L182 216H173L174 219H171V215ZM173 214V213H171ZM177 214V213H176ZM216 214V215H217ZM225 214V213H224ZM222 214L221 215V218L222 216L224 215ZM143 215V214H142ZM157 215V214H156ZM163 215V213H162ZM202 215V214H201ZM220 215V214H218ZM230 215V214H229ZM248 216L251 217L250 214H247ZM254 215H258L257 218L255 217L254 218ZM160 216V215H159ZM164 216V215H163ZM198 216V214H197ZM197 216H195L197 218ZM205 216V215H204ZM211 216V215H210ZM245 216V215H244ZM209 217V216H208ZM228 217V216H226ZM259 217V218H258ZM262 217V216H261ZM147 218V217H145ZM199 218V217H198ZM203 218V217H202ZM218 218V217H217ZM241 218V217H240ZM249 218V217H248ZM165 220V218H163ZM194 219V218H193ZM200 219V218H199ZM225 219V218H224ZM232 219V218H231ZM238 218L235 219L234 223L237 222ZM258 219V221H256ZM137 220V219H136ZM153 220V218H152ZM184 220V221H183ZM188 220L189 223H188ZM204 220V219H203ZM206 220V219H205ZM209 220V219H207ZM220 220V219H219ZM244 220V219H243ZM138 221V220H137ZM177 221V223H178ZM224 221V220H222ZM233 221V220H232ZM252 221V220H251ZM143 222V221H142ZM141 222V223H142ZM145 222L146 220H144L143 222V225H145ZM149 222V221H148ZM147 222V223H148ZM154 222V221H153ZM161 222V221H160ZM212 222V221H211ZM219 222V221H218ZM226 222V221H225ZM224 222V223H225ZM239 222V221H238ZM243 222V221H242ZM247 222V221H246ZM138 223V222H136ZM165 223V222H164ZM164 223H161V224H164ZM167 223V222H166ZM165 223V224H166ZM184 223V224H186ZM203 223V222H202ZM229 223V222H228ZM227 223V224H228ZM259 223V222H258ZM262 224H264V220L261 221ZM261 223L259 224V227L260 228V225ZM160 224V223H159ZM160 224V225H161ZM176 224V223H175ZM183 224V223H182ZM183 224L182 227H184L185 225ZM186 224V226H187ZM187 226V227H190L191 226ZM223 224V223H222ZM238 224V223H237ZM148 225V224H147ZM145 225V228L147 230V232H150V230L153 228V226H147ZM231 225V224H230ZM233 225V224H232ZM231 225V226H232ZM247 225V224H245ZM163 226V225H162ZM170 226V225H169ZM173 226V224H172ZM180 226V227H181ZM185 226V227H186ZM195 226V229L197 230V232L199 231V229H203V227H198L199 229H197V225H193ZM192 226V228H194ZM210 226V225H208ZM219 226V225H218ZM239 226V225H238ZM258 226V225H257ZM264 226V225H263ZM133 227V228H132ZM158 227V226H157ZM174 227V226H173ZM171 227V228H173ZM213 227V226H212ZM221 227V226H219ZM224 227V225H223ZM131 228V230H130ZM156 228V227H155ZM155 228H153V231H156L158 233V235L156 233H152L151 234H155L153 237L157 236L156 239H160V241L162 242L161 244H165V246L167 245V247L165 248V252H167V254L171 253L170 255H174V252L176 255L177 258H178V255L176 253L177 250H175V246L177 243H175L177 240H178V237L180 236H176V237H172L170 236L171 235V231L168 230V226L165 225L164 227H160L161 230H163L165 233H159L158 232V229L155 230ZM176 228V227H175ZM190 228H183V229H177L178 232H182V234H188V239L190 240L192 237H190L189 235L190 234H193V238L195 236V231L194 229H192V232L190 230ZM228 228H229V225H228ZM234 228H237V226L235 225ZM233 228V229H234ZM243 228V226L241 227ZM251 228V227H250ZM209 229V228H208ZM217 229V227H216ZM264 229V228H262ZM175 229H173L174 231ZM214 230V229H213ZM227 230V228H226ZM225 230V231H226ZM235 230V229H234ZM245 230V229H244ZM243 230V231H244ZM137 231V230H136ZM208 231V230H207ZM236 231V230H235ZM238 231V230H237ZM251 231V230H250ZM213 232V231H212ZM211 232V233H212ZM219 232V231H218ZM264 232V231H262ZM9 233V234H10ZM204 233H206V231H204ZM204 233L202 235V233L198 236V234H196L198 237H199V240L200 243H201V237L204 238ZM253 233V232H252ZM144 234V233H143ZM216 234V233H215ZM219 234V233H218ZM217 234V235H218ZM232 234V233H231ZM234 234V233H233ZM239 234V233H238ZM264 234V233H263ZM145 235V234H144ZM176 235V234H175ZM257 235V234H256ZM146 236V235H145ZM149 236V235H148ZM159 236V237H158ZM224 235H220V237L222 239H224L223 237ZM260 236V234H259ZM264 236V235H262ZM3 237V236H2ZM9 237V235H8ZM14 237V236H13ZM13 237H11L13 239ZM14 237V239H16ZM196 237V236H195ZM197 237V238H198ZM230 237V236H229ZM229 237H226L225 238V241L224 240H220L221 241V245L219 244L218 246L215 245L214 246H211L212 248H216L217 246V249L216 251H220L221 250V246L225 245L226 243V239L229 238ZM236 237V236H235ZM21 238V239H20ZM215 238H218V239H221L218 237H215ZM260 238V237H259ZM5 240V238H2ZM11 239V240H12ZM13 239V240H14ZM138 239V238H136ZM155 239L154 242H157ZM177 239V240H176ZM208 239V238H207ZM205 239V240H207ZM213 239V238H212ZM230 239V238H229ZM228 239V240H229ZM234 239V238H233ZM252 239V238H251ZM261 239V238H260ZM12 240V241H13ZM204 239H203V242H206ZM217 240V239H216ZM17 241V239H16ZM15 241V242H16ZM135 241V240H134ZM137 241V240H136ZM158 241V242H160ZM186 241H188L186 239ZM188 244V251L190 253L193 252L194 255H197L195 256L196 258L198 259H201L203 258L204 256L203 253L199 254H196V251L201 247L200 243L197 241L196 243L193 242V244L190 245V241L186 242ZM208 241V240H207ZM215 241V240H214ZM219 241V243H220ZM224 241L223 245H222V242ZM239 241V240H238ZM259 242V240H257ZM19 242V241H18ZM17 242V244H18ZM209 242V241H208ZM233 242V241H232ZM242 242V241H241ZM257 242V243H258ZM12 243V242H11ZM14 243V242H13ZM12 243V247L15 246V249H16V245ZM136 243V242H135ZM134 243V244H135ZM181 243V242H180ZM207 243V242H206ZM243 243V242H242ZM241 243V244H242ZM41 245H43V247H39ZM205 244V243H204ZM215 243H213L214 245ZM229 244V242H228ZM231 244V243H230ZM259 244H263L262 242H259ZM175 245V246H173ZM200 245V247H199ZM203 245V244H202ZM208 245V244H207ZM233 245V244H232ZM237 245V244H236ZM256 245V244H255ZM8 246V245H7ZM154 246V245H153ZM156 246V244H155ZM160 245H158L159 247ZM164 246V247H165ZM242 246V245H241ZM264 246V244L262 245ZM137 247V246H136ZM147 247V246H146ZM186 247V245H185ZM224 247V246H223ZM235 247V246H234ZM233 247V248H234ZM255 247V246H254ZM260 247V246H259ZM19 248V247H18ZM22 248V247H21ZM139 248V247H138ZM151 248V247H150ZM156 248V247H155ZM213 248V250H215ZM232 248V247H231ZM241 248V247H240ZM246 248V247H245ZM261 248V247H260ZM174 249L173 252H171L172 250ZM178 249V248H177ZM184 249V248H182ZM220 249V250H219ZM223 250H226L224 248H222ZM229 249V248H228ZM244 249V247H243ZM253 249V247H252ZM256 249V248H255ZM263 249V248H262ZM261 249V250H262ZM19 250H21L19 248ZM19 250H16L19 251ZM153 250V249H151ZM169 252H168V251ZM187 250V249H186ZM211 250V248H210ZM231 250V249H230ZM235 250V249H234ZM233 250V251H234ZM242 251V248L240 249ZM248 250V249H247ZM257 251L259 249H256ZM15 251V250H14ZM149 251V250H148ZM156 251V250H155ZM161 251V250H160ZM179 251V250H178ZM200 251V250H199ZM197 251V252H199ZM228 251V250H226ZM233 251H232V254H233ZM236 251V250H235ZM238 252V251H236ZM3 252V251H1ZM20 252V251H19ZM51 252V253H50ZM163 252V253H165ZM209 252V251H208ZM248 252V251H246ZM263 254L264 251H260ZM260 252L258 253V255L260 254ZM11 253V252H10ZM9 253V254H10ZM18 253V252H17ZM21 253H22V250H21ZM136 253V252H135ZM162 253V252H161ZM187 253V252H186ZM221 253V252H220ZM8 254V253H7ZM151 254V253H150ZM149 254V255H150ZM153 254V253H152ZM205 254V253H204ZM227 254V252H226ZM231 254V253H230ZM239 254H241V252H239ZM249 254V252H248ZM1 255V254H0ZM18 255V254H17ZM22 255V254H21ZM23 255V256H24ZM164 255V254H163ZM162 255V257H163ZM193 255V256H194ZM213 255V254H212ZM224 255V254H223ZM234 255V254H233ZM237 255V254H236ZM257 255V256H258ZM3 256V255H2ZM26 256V255H25ZM26 256V257H27ZM52 256V255H51ZM161 256V255H160ZM166 256V255H165ZM169 255H167L168 257ZM231 256V255H230ZM235 256V255H234ZM240 255L238 256H235L236 257H239ZM246 256V255H245ZM256 256V258H257ZM27 257V258H28ZM58 258V256H56ZM175 257V258H176ZM182 257V256H181ZM184 257V256H183ZM195 257H187L189 259H192L195 263ZM201 257V258H200ZM208 255H206V259H207ZM214 257H217V254L215 255L214 254ZM218 257H220L218 255ZM225 257V256H224ZM3 258V257H2ZM6 258V257H5ZM19 258V257H18ZM28 258V259H29ZM34 258V259H33ZM42 258V259H44ZM50 258V257H49ZM149 258V257H148ZM172 258V257H170ZM174 258V257H173ZM195 258V259H194ZM232 258V257H231ZM230 258V259H231ZM251 258V257H250ZM259 258H262V257H259ZM258 258V259H259ZM41 259V260H42ZM135 259V257H134ZM163 259V258H162ZM161 259V260H162ZM188 259V260H189ZM211 259V258H210ZM217 259V258H216ZM221 260V257L219 258ZM228 259V258H227ZM225 259V261L227 260ZM227 260V261H231V260ZM234 259V258H233ZM239 259V258H237ZM237 259H234V260H237ZM249 259V258H248ZM255 259V258H254ZM1 257H0V264H4V260H2ZM7 260V259H6ZM10 260V259H8ZM17 260V259H16ZM22 260V259H21ZM37 260V261H38ZM147 260V259H146ZM160 260V261H161ZM173 260V259H172ZM170 260V261H172ZM178 260L180 259H177V262ZM187 260V261H188ZM214 260V259H213ZM213 260H210V261H213ZM244 260V258H243ZM246 260V259H245ZM31 261V262H32ZM35 261V262H37ZM47 261V260H46ZM51 261V260H50ZM50 261L48 263H50ZM74 261V262H72ZM165 261V259H164ZM169 261V262H170ZM174 261V260H173ZM176 261V259H175ZM182 261V260H181ZM186 261V260H185ZM199 261V260H197ZM196 261L197 264H200ZM204 261V260H203ZM202 259L200 260V262H203ZM209 261V262H210ZM217 263L219 262V260L217 259L216 260ZM226 261V264H228ZM248 260H246L247 262ZM264 262V260H262ZM7 263H10L8 261H6ZM5 262V264H6ZM16 262V261H15ZM24 262V261H23ZM30 262V263H31ZM177 262H174L175 264ZM14 263V262H13ZM26 263V262H25ZM28 263V262H27ZM33 263V262H32ZM38 263V262H37ZM41 263V262H40ZM147 263H150V262H147ZM146 263V264H147ZM168 263V262H167ZM193 263V264H194ZM208 264V262H206ZM212 262H210L211 264ZM215 263V262H214ZM215 263V264H217ZM220 263V262H219ZM218 263V264H219ZM234 263L236 264V262L234 261ZM12 264V262L10 263ZM36 264V263H35ZM44 264V263H43ZM50 264H62V262H60L59 260L57 261H53L51 262ZM68 264V263H67ZM135 264V263H134ZM158 264V263H157ZM166 264V263H165ZM184 264V263H183ZM202 264V263H201ZM204 264V263H203ZM248 264V263H247ZM252 264V262H251Z\"/></svg>",
  "mask_w": 264,
  "mask_h": 264
}]
</instances>
